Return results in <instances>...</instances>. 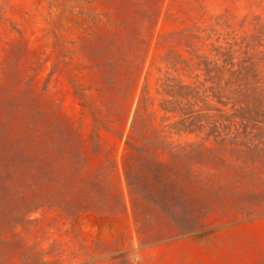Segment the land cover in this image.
Masks as SVG:
<instances>
[{"label":"rangeland","instance_id":"374dc122","mask_svg":"<svg viewBox=\"0 0 264 264\" xmlns=\"http://www.w3.org/2000/svg\"><path fill=\"white\" fill-rule=\"evenodd\" d=\"M0 264H264V0H0Z\"/></svg>","mask_w":264,"mask_h":264},{"label":"trees","instance_id":"16d2710c","mask_svg":"<svg viewBox=\"0 0 264 264\" xmlns=\"http://www.w3.org/2000/svg\"><path fill=\"white\" fill-rule=\"evenodd\" d=\"M189 132H190V130H189Z\"/></svg>","mask_w":264,"mask_h":264}]
</instances>
